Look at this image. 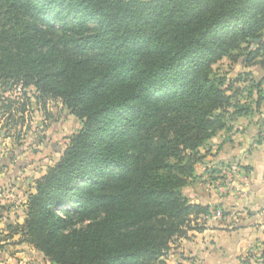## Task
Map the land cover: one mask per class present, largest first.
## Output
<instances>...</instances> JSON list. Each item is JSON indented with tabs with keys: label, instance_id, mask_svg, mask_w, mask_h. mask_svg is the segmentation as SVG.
I'll return each mask as SVG.
<instances>
[{
	"label": "trees",
	"instance_id": "16d2710c",
	"mask_svg": "<svg viewBox=\"0 0 264 264\" xmlns=\"http://www.w3.org/2000/svg\"><path fill=\"white\" fill-rule=\"evenodd\" d=\"M255 64L264 0H0V134L20 139L40 100L81 121L9 236L54 264H164L213 214L183 190L208 141L259 110Z\"/></svg>",
	"mask_w": 264,
	"mask_h": 264
},
{
	"label": "crops",
	"instance_id": "0c3cea01",
	"mask_svg": "<svg viewBox=\"0 0 264 264\" xmlns=\"http://www.w3.org/2000/svg\"><path fill=\"white\" fill-rule=\"evenodd\" d=\"M250 70L264 78L263 69L252 66ZM263 126L264 100L257 112L238 117L230 130L218 132L201 149L204 157L196 165L198 178L183 192L190 202L222 209L224 216L198 218L202 230H192L189 238L181 240L186 257H196L201 264H244L243 260L251 263L264 250ZM6 144L7 138L0 149ZM7 169L0 168V191L16 184L23 197L18 206L0 196V232L8 238L6 242L0 239V257L11 247L6 244L10 239L18 236L16 243H25L19 235L10 237L8 226L24 221L27 197L35 191L34 181L23 184L20 175ZM226 176H232L233 192H224L216 184L218 180L224 183Z\"/></svg>",
	"mask_w": 264,
	"mask_h": 264
},
{
	"label": "rangeland",
	"instance_id": "374dc122",
	"mask_svg": "<svg viewBox=\"0 0 264 264\" xmlns=\"http://www.w3.org/2000/svg\"><path fill=\"white\" fill-rule=\"evenodd\" d=\"M249 66L252 67V65ZM253 66L264 70V66L260 64ZM250 67L247 68L250 69ZM215 68L219 73L228 74L235 78L242 69V65L233 64L228 58H225L216 64ZM244 86L249 87V83L237 85V87ZM28 91L34 93V88H28ZM16 93V95H20L19 90ZM245 93L242 98L245 97ZM80 127L81 121L62 103L54 100H40L39 109L28 115L27 125L23 129L21 138L17 139L14 136V131L12 136L6 137L9 144L0 149V168L7 167V171H13L14 174L20 175L23 184L34 181L47 171L48 166L60 158V153L57 150L64 148L69 141L68 136ZM4 139L5 130L0 134V143H3ZM5 189L12 191L19 196L20 201L22 200L23 196L19 194L21 187L18 186L17 188L16 184H12V186H7ZM12 203L18 206L22 204V202ZM19 208L21 209V207ZM211 211L213 214L208 216L216 217L217 210L211 207ZM197 224L200 226V222L197 221ZM2 234L0 232V239L6 242L8 240L7 235L3 234L1 236ZM17 238L10 239L6 243L11 244V247L6 249V254L0 257V264H54L33 246L27 243L17 244ZM181 240L172 244L171 250L164 257V264H201L196 257L185 256ZM260 256H257V259H254L251 263H248L246 259L243 262L244 264H264Z\"/></svg>",
	"mask_w": 264,
	"mask_h": 264
},
{
	"label": "built area",
	"instance_id": "2783aa9c",
	"mask_svg": "<svg viewBox=\"0 0 264 264\" xmlns=\"http://www.w3.org/2000/svg\"><path fill=\"white\" fill-rule=\"evenodd\" d=\"M262 137L264 138V126L262 128ZM216 184L220 187V189L224 192H233L235 190V188L232 185V176H226L224 179V183L220 180H218L216 182ZM0 196L5 198L6 200H10L11 202H15V203H20V198L18 195L14 194L12 191L7 190V189H2L0 191ZM216 213L215 215L217 217H223V210L222 209H216Z\"/></svg>",
	"mask_w": 264,
	"mask_h": 264
}]
</instances>
